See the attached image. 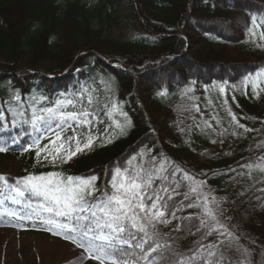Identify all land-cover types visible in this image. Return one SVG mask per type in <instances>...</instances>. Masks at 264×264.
Instances as JSON below:
<instances>
[{
	"label": "trees",
	"instance_id": "trees-1",
	"mask_svg": "<svg viewBox=\"0 0 264 264\" xmlns=\"http://www.w3.org/2000/svg\"><path fill=\"white\" fill-rule=\"evenodd\" d=\"M253 17L258 27L253 26ZM262 18L264 0H98L96 5L84 0H0V147L7 149L0 155L22 154L32 134L43 130L38 132L25 122L32 113L56 107L57 101L66 103L79 93L80 84H97L100 75L107 92L89 104L92 120L103 118L114 100L118 121H131L123 133L114 129L64 167L37 168L35 162L46 149H32L28 172L6 177L7 183L29 174L62 172L95 175L103 190L117 166H127L129 161L135 166L163 155L197 183L204 181L205 187L219 178L231 179L228 182L235 178L233 198L244 192L250 198L245 205L239 204L240 214L232 222L246 226L244 219H258L255 229L264 237V191H260L264 173L241 167L257 161L264 149L248 154L246 142L235 135H264V95L260 108L246 100L239 88L242 80L264 68ZM105 25L109 30L122 25L135 33L128 41H117L107 34ZM188 79L196 85L193 94L198 104L179 112L174 107L176 94ZM221 87L224 92L219 91ZM17 94L20 100L14 99ZM246 121L250 132L244 129ZM180 129L193 130V151L181 139ZM181 176L178 172L177 177ZM189 183L182 181V185ZM4 186L0 182V188ZM179 191L188 192V188L182 186ZM189 202L182 194L174 195L171 203L178 209L176 216L168 215L170 223L160 225L161 243L167 240L185 253L201 239L199 220L187 219L194 209L186 207ZM0 227L24 229L1 219ZM178 227L181 230L174 231ZM188 229L194 234L189 235ZM48 232L81 252L70 264H97L83 258V249L70 240ZM221 239L213 235L203 242ZM217 251L223 252L221 264H239L231 240Z\"/></svg>",
	"mask_w": 264,
	"mask_h": 264
},
{
	"label": "snow or ice",
	"instance_id": "snow-or-ice-1",
	"mask_svg": "<svg viewBox=\"0 0 264 264\" xmlns=\"http://www.w3.org/2000/svg\"><path fill=\"white\" fill-rule=\"evenodd\" d=\"M261 23H264V18ZM252 24L258 27L255 17L252 18ZM261 38L264 39V30L261 31ZM247 82L251 83L253 91L256 92L260 85L264 84V68L250 75ZM220 90L224 91L223 87ZM14 99L20 100V96L17 94ZM64 104V101H57L56 107L33 112L25 122L30 123L38 132L41 127L46 132L51 131L55 140L50 142L53 145H57V141L60 143L48 155L52 156L53 161L62 158L67 162L84 149H90L94 140L89 135L86 143L81 145L76 136L66 139L62 137L64 125L71 127L69 122H91L90 113L65 111ZM124 115L126 117V114ZM232 118L236 119L234 115ZM49 120L61 122L57 126L59 130L48 124ZM126 123L130 125L131 121L127 120ZM116 126L121 133L124 132V125L119 121ZM245 131L251 129L245 128ZM39 139L37 136L34 141L37 148ZM72 142H75L74 149L71 147ZM32 147L33 145L28 146L29 149ZM6 150L5 147H0V152ZM39 155L40 150L37 151V156ZM241 167L257 169L264 173V155L258 157L257 161ZM178 172H182L180 178L177 177ZM97 179L95 175L84 177L49 172L41 175L29 174L17 179L14 184H8L7 178L0 175V182H3L12 194L11 199L21 197L31 201L32 198H38L30 215L42 216L43 223L51 226L46 230L70 240L83 249L86 254L83 258L92 259L97 264H221L223 252H218L217 249L223 246L225 240L232 237L233 233L222 223L224 213L220 202L211 196V190L203 191L204 181L197 183L195 177L163 155L159 159L151 156L147 163L135 166L131 161L127 166H117L112 172L108 186L103 190L97 186ZM183 180H189L190 183L182 185ZM182 186L187 187L188 192L181 193L179 189ZM260 191H264V188ZM189 193L194 195L190 197ZM181 194L184 200L190 201L186 207L199 210L197 218L200 227L197 232L201 234V239L186 253L177 251L167 240L161 243L160 225L170 223L168 215L175 218L178 209H175L171 202L174 195ZM29 207H32L31 203ZM44 213L48 216L43 217ZM192 218L187 217L189 220ZM180 230L179 227L174 229ZM188 231L189 235L194 234L190 229ZM213 235H219L223 239L216 243L203 242ZM236 239L239 240V237ZM244 252L247 254V249H244Z\"/></svg>",
	"mask_w": 264,
	"mask_h": 264
},
{
	"label": "rangeland",
	"instance_id": "rangeland-1",
	"mask_svg": "<svg viewBox=\"0 0 264 264\" xmlns=\"http://www.w3.org/2000/svg\"><path fill=\"white\" fill-rule=\"evenodd\" d=\"M60 2L65 3L66 0H60ZM85 3L90 5H96L98 0H84ZM1 23V22H0ZM105 28L109 30V27L105 25ZM264 30V29H263ZM107 33V32H106ZM135 33L133 29L128 28L127 30L122 27V25L112 26L109 33L117 41H128L130 36ZM260 41L261 38L260 33ZM80 55V54H79ZM129 71V70H127ZM80 78V76H79ZM97 84L91 83V85L85 86L80 84L79 93L74 94L73 98L70 99L72 103H65V111H88L89 104L92 103L93 98H98L101 94L107 92V83L104 77L100 75L98 77ZM193 80H187V86L185 88L177 91L176 97L177 102L174 107H178L179 112L185 111L189 106L196 108L198 101L197 96L193 94V88H195ZM240 90L244 94V98L253 104L262 107L261 95H264V84L260 85V88L253 91L251 83L247 82V78L242 80L239 86ZM220 92H224L219 90ZM258 93V95H257ZM91 100V103H89ZM107 105V103H106ZM117 103L112 100V103L106 107V114L103 118L98 120H92L90 117V123L80 124L78 122H70L71 127L64 125V130L61 133L63 138L76 136L81 145L86 143L89 135L93 137V144L99 140H102L114 129H119L117 125L119 115ZM264 112V109H263ZM264 119V117H263ZM51 126L59 130L57 127L61 122L57 120H52ZM120 122V121H119ZM248 121H246L245 128L249 129L247 126ZM124 125V131L127 128V123L120 122ZM206 124H208L206 122ZM244 128V129H245ZM120 130V129H119ZM181 139L186 142V147L188 150L193 151L195 143L193 142V130L188 132L180 129ZM250 132V131H248ZM240 142H246V153H251L259 149H264V135L263 133H256L255 135H250L249 133L238 136ZM39 136V147L35 146L34 141L36 137ZM55 140V135L51 131H40V134H32L30 139V144L33 145L31 149L28 146L22 154H8L7 152L0 155V175L5 177L18 175L28 172V167L30 166V153L32 149H39L42 146H47L46 151L43 155L37 158L35 165L37 168H51V167H64L66 165L72 164L78 159V157L87 152L89 149H84L82 152L77 153L67 162L63 159H56L53 161L51 155L48 153L52 152L54 147L59 145H53L50 141ZM92 144V145H93ZM14 145L12 144L11 147ZM259 146V147H258ZM71 147L75 148V142H72ZM243 156L247 155L244 150L240 151ZM47 156V159H45ZM221 180L217 179L213 185H208L203 188L204 192L211 190V196L215 197L220 202V207L223 209L224 218L222 223L233 233L232 237L228 239L235 244V252L238 257V262L241 264H264V237L259 235L255 229V225H258L257 220L252 222L251 219H244L247 223L246 226L234 225L233 220H235L236 214H240V203L244 205L246 201L250 198L245 192L239 197L233 198L235 196V178ZM237 181V180H236ZM229 190V192H227ZM232 190V194H231ZM226 191V192H225ZM12 194L8 191L7 187L4 186L0 188V219L7 220L10 223L17 224L19 226H24V229L16 228H4L0 227V264H70L79 258L81 252L74 248L71 243L63 242L58 238H55L51 233L46 230L51 226H46L43 223V218L40 215L31 214L32 208H35L36 203L26 201L25 198L17 197L16 200L11 199ZM231 198V199H230ZM239 199V200H238ZM246 199V201H245ZM31 203L32 207H29ZM244 212V211H243ZM242 212V213H243ZM193 220H197L199 215V210L194 208L190 211ZM48 216L47 213L43 214V217ZM199 220V219H198ZM259 236H258V235ZM239 237V240L236 239ZM227 239V240H228ZM244 249H247V254H245ZM83 264H92L91 262H85Z\"/></svg>",
	"mask_w": 264,
	"mask_h": 264
}]
</instances>
